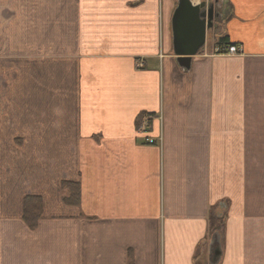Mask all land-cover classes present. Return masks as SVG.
I'll use <instances>...</instances> for the list:
<instances>
[{"label": "crops", "instance_id": "0c3cea01", "mask_svg": "<svg viewBox=\"0 0 264 264\" xmlns=\"http://www.w3.org/2000/svg\"><path fill=\"white\" fill-rule=\"evenodd\" d=\"M176 5L0 0V264H264V0H222L190 69Z\"/></svg>", "mask_w": 264, "mask_h": 264}, {"label": "water", "instance_id": "95a60500", "mask_svg": "<svg viewBox=\"0 0 264 264\" xmlns=\"http://www.w3.org/2000/svg\"><path fill=\"white\" fill-rule=\"evenodd\" d=\"M220 14L212 6H194L189 0H178L172 16L173 47L181 68L190 69L192 58L202 52L208 29Z\"/></svg>", "mask_w": 264, "mask_h": 264}, {"label": "trees", "instance_id": "16d2710c", "mask_svg": "<svg viewBox=\"0 0 264 264\" xmlns=\"http://www.w3.org/2000/svg\"><path fill=\"white\" fill-rule=\"evenodd\" d=\"M66 191L63 201L68 205L79 206L82 200L81 184L76 181H66L63 183ZM23 218L30 229L38 227L40 219L44 215V202L39 196L29 195L24 199Z\"/></svg>", "mask_w": 264, "mask_h": 264}, {"label": "built area", "instance_id": "2783aa9c", "mask_svg": "<svg viewBox=\"0 0 264 264\" xmlns=\"http://www.w3.org/2000/svg\"><path fill=\"white\" fill-rule=\"evenodd\" d=\"M194 4H199L201 2H205L207 5L211 4V2L215 0H191ZM218 52L223 54V55H236L242 52V49L236 46H222L217 48ZM149 117H145V121L143 126L145 127L148 123Z\"/></svg>", "mask_w": 264, "mask_h": 264}, {"label": "rangeland", "instance_id": "374dc122", "mask_svg": "<svg viewBox=\"0 0 264 264\" xmlns=\"http://www.w3.org/2000/svg\"><path fill=\"white\" fill-rule=\"evenodd\" d=\"M208 40L212 41V37L211 36H208Z\"/></svg>", "mask_w": 264, "mask_h": 264}]
</instances>
